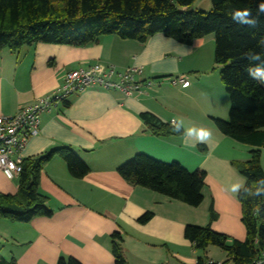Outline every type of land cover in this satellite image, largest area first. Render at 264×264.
I'll use <instances>...</instances> for the list:
<instances>
[{"label": "crops", "instance_id": "crops-1", "mask_svg": "<svg viewBox=\"0 0 264 264\" xmlns=\"http://www.w3.org/2000/svg\"><path fill=\"white\" fill-rule=\"evenodd\" d=\"M214 51L213 35L184 45L162 33L145 43L106 35L85 47L39 43L18 51L2 50L0 116H13L52 95L68 71L95 63L118 70L142 66L141 82L152 85H142L141 92L130 97L88 88L41 115L40 132L26 145L24 159L66 146L88 165L89 172L74 178L61 157L52 158L40 178L52 216L27 223L0 219V257L17 264H57L60 257L83 264H115L111 236L120 232L127 264H198L200 256L205 257L204 264L226 261L227 254L219 247L198 251L184 237L187 224L209 223L211 206L217 215L214 231L232 239L246 237L239 192L232 193L230 187L236 182L245 185L246 178L234 163L248 160L252 147L220 133L213 121L228 120L230 108ZM176 76H185L188 86L172 85L170 78ZM143 113L170 124L183 119L184 133L192 126L207 128L213 147H185L184 134L156 135L140 118ZM138 153L179 162L189 171L204 170L200 206H188L123 179L118 167ZM261 163L264 169V148ZM17 190L18 177L0 170V193L14 195ZM148 211L153 218L139 223Z\"/></svg>", "mask_w": 264, "mask_h": 264}, {"label": "trees", "instance_id": "trees-1", "mask_svg": "<svg viewBox=\"0 0 264 264\" xmlns=\"http://www.w3.org/2000/svg\"><path fill=\"white\" fill-rule=\"evenodd\" d=\"M196 0H0V52L18 51L24 46L43 44L85 47L97 43L101 37L116 35L124 40L145 43L162 33L181 44L210 35L215 39L214 63L220 67V78L230 101L229 118H213L216 128L225 136L252 147L249 159L235 162L237 170L246 178L238 193L242 208L244 240L232 239L212 229L217 215L209 209L206 226L187 224L184 237L194 249L205 252L209 246L223 250L228 259L221 264H253L264 251V193L249 196L252 183L264 178L261 163L264 148V86L252 79L247 68H264V12H257L264 0H211L210 11H186ZM235 9L251 11L246 20H256L255 26L232 19ZM259 54L252 61L249 54ZM140 118L148 129L159 136H181L184 129L174 131L151 113ZM55 156L61 157L74 178L89 172L88 165L69 147H60L40 156L24 159L18 176V190L14 195L0 193V219L27 223L38 217H51L49 197L40 190L41 173ZM119 175L133 186H140L198 207L203 201L202 189L206 172L189 171L181 163L163 162L145 153H138L117 169ZM150 211L138 218L148 223ZM112 253L115 264H127L122 254L123 237L114 232ZM205 257L198 258L204 264ZM0 264H17L15 259L0 257ZM57 264H83L73 257H60ZM217 264V263H213Z\"/></svg>", "mask_w": 264, "mask_h": 264}, {"label": "built area", "instance_id": "built-area-1", "mask_svg": "<svg viewBox=\"0 0 264 264\" xmlns=\"http://www.w3.org/2000/svg\"><path fill=\"white\" fill-rule=\"evenodd\" d=\"M142 74L143 67L136 65L118 70L111 65L104 67L95 63L70 70L65 74L61 87L52 95L36 100L13 116H0V170L10 178L19 176L23 152L30 139L39 134L44 112L62 104L69 96L93 87L133 96L141 92L142 85H152V81L141 82ZM170 83L188 86L189 81L185 76H176L170 78ZM253 264H264V251Z\"/></svg>", "mask_w": 264, "mask_h": 264}, {"label": "clouds", "instance_id": "clouds-1", "mask_svg": "<svg viewBox=\"0 0 264 264\" xmlns=\"http://www.w3.org/2000/svg\"><path fill=\"white\" fill-rule=\"evenodd\" d=\"M257 12L262 13L264 12V3H260L257 8ZM251 11L249 9H235L232 14V19L236 20L237 18L240 19V23L249 24L255 26L257 21L256 20H246L245 17L250 15ZM261 43H264V38H262ZM249 59L252 61H258L261 59L259 54H249ZM247 72L249 76L256 80L258 84L264 86V68L257 66L254 70L252 67H248ZM179 120V123L176 121ZM184 123L183 119H176L172 121L171 126L173 127L174 131L178 132L180 126ZM183 144L185 147L194 148L197 144H206L210 149L213 147V140H212V132L211 130L204 128V127H188L185 130L184 137L182 138ZM242 183L236 182L232 183L230 187V191L234 194L238 193L240 188L242 187ZM252 189L255 191L247 190V194L244 196L245 199H248L249 196H255V198L261 197V193H264V178L258 179L252 183Z\"/></svg>", "mask_w": 264, "mask_h": 264}, {"label": "rangeland", "instance_id": "rangeland-1", "mask_svg": "<svg viewBox=\"0 0 264 264\" xmlns=\"http://www.w3.org/2000/svg\"><path fill=\"white\" fill-rule=\"evenodd\" d=\"M212 7L213 6H212L211 0H196L192 5L188 7L178 6V8L186 10V11H193V10L210 11ZM214 250H216V252L219 251V249L217 248H215Z\"/></svg>", "mask_w": 264, "mask_h": 264}]
</instances>
